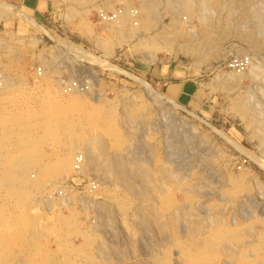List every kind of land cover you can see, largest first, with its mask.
<instances>
[{"label": "rangeland", "instance_id": "obj_1", "mask_svg": "<svg viewBox=\"0 0 264 264\" xmlns=\"http://www.w3.org/2000/svg\"><path fill=\"white\" fill-rule=\"evenodd\" d=\"M138 1L0 0V71L13 80L8 91H0V264H242L245 260L247 264H264V0H219L220 4L209 0L205 11L212 32L210 42L201 33L198 0H192L191 11L179 8L176 0H158L157 10L137 23L143 4ZM120 7L136 10V23L132 16L133 21L129 19L118 28L98 15L99 10ZM248 32L255 33L256 44L247 39ZM148 55L153 59H147ZM240 55L253 57L261 72H244L235 80H226V74L235 73L227 67L228 59ZM46 61L49 64L45 65ZM38 68H42L40 74ZM44 76L58 84L57 89L62 88L61 80L74 77L87 79L92 86L96 82L92 89L103 101L100 106L82 102L61 114L48 103L53 97L46 91ZM149 90L155 97L147 94ZM241 99L248 102L247 109ZM242 106L245 112L240 110ZM51 123L58 128L53 129H60L56 134L64 144L72 137L81 144L84 138L100 135L110 153L121 149L114 142L117 138L107 131L112 126L122 134L120 139L124 137L126 145L134 148L135 157L151 161L153 169L141 184L152 182L155 192L140 199L119 178H102L97 173L100 186H107L106 194L95 195L97 207L77 203L69 210L56 205L57 201L49 208L43 198L50 187L72 173L44 181L31 198L11 189L37 182L40 163L51 164L55 159L58 144L55 137L47 139L45 134L52 129L48 126L45 130ZM82 123L88 124L87 128ZM95 125L105 129L97 131ZM28 126L32 135L18 133ZM34 138L38 161L43 158L39 166L38 161L29 164L24 159L28 153L25 147L30 142L36 144ZM22 170L26 180L10 178ZM1 178L11 181L2 182ZM165 196L172 197L167 205L161 199ZM146 242H151L150 246ZM226 249L238 254L230 255Z\"/></svg>", "mask_w": 264, "mask_h": 264}, {"label": "bare ground", "instance_id": "obj_2", "mask_svg": "<svg viewBox=\"0 0 264 264\" xmlns=\"http://www.w3.org/2000/svg\"><path fill=\"white\" fill-rule=\"evenodd\" d=\"M143 1V4L142 3H140V6H141V4H142V7L140 8V10L142 11L143 10V12L140 14V12H139V10H137V12H139V14L137 15V23L138 22H140V21H138V19L140 18V19H144V18H146L150 13H152V12H155L154 10H157V1L158 0H142ZM197 1V0H196ZM208 1L209 0H198V8H200V9H197V10H202L201 11V13H200V11L198 12L197 11V13L196 14H199V19L202 21V23H203V27H202V31H201V33L203 34V38L205 39V40H211V33H210V28L208 27V25H209V21H208V14H207V12L205 11L206 9H208V6H207V3H208ZM214 1V0H213ZM137 2H139L138 0H137ZM176 2L178 3V6H180L179 8H182L183 10H185V11H187V10H193L192 9V7H193V5H195V3L192 1V0H176ZM220 2L221 1H219V0H217V4H220ZM224 3V2H223ZM4 4V3H3ZM225 4V3H224ZM106 5V4H105ZM4 6V5H3ZM201 6V7H200ZM6 7V6H5ZM106 7V6H105ZM223 7V6H222ZM218 8V7H217ZM219 8H221V7H219ZM138 9V8H137ZM173 9V8H172ZM231 9V8H230ZM132 9H130L129 7H126V10H124L123 12H122V14H119L118 15V17L116 18V19H114V20H110V21H105V22H108V24H110L111 26H115V27H122V26H124V25H126V22L132 17V16H134V11H131ZM136 11V10H135ZM172 11V10H171ZM189 11V12H190ZM217 12V11H216ZM18 13H21L20 11H18ZM188 13V12H187ZM22 14V13H21ZM190 14V13H189ZM214 14V13H213ZM23 15H25V14H23ZM192 15H193V13H192ZM195 16V15H194ZM197 16V15H196ZM135 17L136 16H134V19L133 20H135ZM176 17V16H175ZM229 17H231V16H229ZM229 19V18H228ZM131 21H133L132 19H130ZM217 20V19H216ZM142 22V21H141ZM211 22H212V20H211ZM125 23V24H124ZM134 23V22H133ZM135 23H136V20H135ZM135 25V24H134ZM142 25V24H141ZM130 26V25H129ZM176 26V25H175ZM180 26V25H179ZM217 26V25H216ZM232 26V25H231ZM86 27H87V25H86ZM131 27H133V26H131ZM130 27V28H131ZM191 27H194V26H191ZM237 27V26H236ZM88 28V27H87ZM114 28V27H113ZM117 28V29H118ZM195 28V27H194ZM133 29V28H132ZM200 29V28H199ZM235 29V28H234ZM192 31H193V29H191ZM226 30V29H225ZM186 31V30H185ZM192 31H191V33H192ZM196 31H197V29H196ZM198 31H200V30H198ZM197 31V32H198ZM184 32V31H183ZM189 33H190V30H189ZM188 33V34H189ZM193 33H196V32H193ZM221 33V32H220ZM186 34H187V32H186ZM246 34V33H245ZM255 34V33H254ZM254 34H252V33H250V32H248L247 34H246V37H247V39H249L250 41H251V43H253V44H256L255 43V41H256V36H254ZM165 35V34H164ZM185 35V34H184ZM189 35H192V34H189ZM197 35V34H196ZM195 35V36H196ZM201 35V34H200ZM160 36V35H159ZM186 36V35H185ZM190 37H193V35L192 36H190ZM163 38V37H162ZM170 39H172V38H170ZM198 40H200V39H198ZM203 39H201V41H202ZM255 40V41H254ZM139 41H141V40H139ZM213 41V40H212ZM198 42V41H197ZM196 42V43H197ZM203 42V41H202ZM204 42H206V41H204ZM210 42V41H209ZM142 43V42H141ZM184 43V42H183ZM201 43V42H200ZM199 42H198V44H200ZM207 43V42H206ZM167 45V44H166ZM204 45V44H203ZM193 46V45H192ZM157 48V47H156ZM160 48V47H159ZM219 50V49H218ZM220 52V51H219ZM217 53V52H216ZM215 53V54H216ZM218 55H219V53H218ZM146 56V55H145ZM151 56V55H150ZM151 58H152V56L151 57H149V55H148V57H147V59H149V60H151ZM47 59V58H46ZM153 59V58H152ZM250 60H251V63H250V67L245 71V72H249L250 73V75H251V73L252 74H254V73H256L260 68V66L257 64L256 65V62H255V59L252 57V58H250ZM257 60V59H256ZM45 61V60H44ZM258 63V62H257ZM47 64H49V62H45V65H47ZM114 66V65H113ZM259 66V67H258ZM2 72V71H1ZM47 72L48 71H46L45 73L47 74ZM233 72V71H232ZM260 72H261V69H260ZM264 72V71H263ZM94 73H96V72H94ZM91 74V73H90ZM93 74V73H92ZM91 74V75H92ZM97 74V73H96ZM246 74H248V73H246ZM95 74H93V76H94ZM241 75H244V72L243 73H237V72H235V73H229V74H226V80L228 79V80H235L237 77H239V76H241ZM3 76H4V80H3V85L0 87V91L2 92V91H4V92H6L5 90H7V89H9V87H11V86H13L12 85V81L10 80V78H8V76L6 77L4 74H3ZM225 76V75H224ZM96 78V77H95ZM51 78H49V76L47 77V76H44L43 77V82H45L44 84H46L47 85V90L46 91H48V94L50 95V96H52L53 98V102H48L49 103V105H52L53 107H56L57 108V110H58V112L60 111V113L61 114H63V113H67L71 108H74V107H77L80 103H82V102H87L88 104H90V101H92V102H96V103H94V105H99L98 103L103 99L102 98V96H101V94H99V93H97L96 91H95V89H92V88H96L95 86H96V82L95 83H93V86L91 87L90 86V88H89V90H87V91H81V90H75V91H73V92H70V93H66V95L64 94V91L62 90V88H60V87H58V89L57 88H55L56 87V85H58V84H53V83H51V80H50ZM94 80V79H93ZM92 80V81H93ZM62 81V80H61ZM60 81V82H61ZM96 81V80H95ZM225 81V80H224ZM59 83V82H58ZM95 84V85H94ZM229 84V83H228ZM98 85V84H97ZM59 86V85H58ZM230 86V85H229ZM98 90V89H97ZM8 91V90H7ZM46 91H45V93H46ZM146 91V90H145ZM99 92V91H98ZM153 92V91H152ZM59 93H60V95H59ZM149 93H151V90H149L148 91V93L147 94H149ZM5 94V93H4ZM7 94V93H6ZM153 94H155L154 92L153 93H151L150 94V96H152V97H155ZM159 95V94H158ZM49 96V97H50ZM244 96H246L247 97V95H244ZM2 97V96H1ZM44 97H46V96H44ZM248 97H249V95H248ZM3 98V97H2ZM42 98V97H41ZM51 98V97H50ZM244 98V97H243ZM51 99V100H52ZM108 99V98H107ZM49 100V99H48ZM109 100V99H108ZM247 100V99H246ZM42 101V100H41ZM103 101V100H102ZM101 101V102H102ZM238 101V100H237ZM241 101H242V99H241ZM239 102V101H238ZM243 102V103H242ZM241 103L244 105V107H245V109H247L246 108V106L248 105V104H246V102L247 101H242ZM44 103V102H43ZM248 103V102H247ZM42 104V103H41ZM236 104V103H235ZM257 104V103H256ZM31 105V104H30ZM102 105V104H101ZM84 106V105H83ZM100 106V105H99ZM98 106V107H99ZM28 107V106H27ZM236 107V106H235ZM41 108H42V106H41ZM92 108H93V106H92ZM96 108V107H95ZM102 108V107H101ZM237 108V107H236ZM90 109V108H89ZM89 109H87V110H89ZM94 109V108H93ZM128 109V108H127ZM262 109V108H261ZM91 110V109H90ZM107 110V109H106ZM111 109H109V111H110ZM113 110V109H112ZM131 110V109H130ZM240 110H243V112H245L244 111V108H243V106H242V109H240ZM73 111V110H72ZM82 111V110H81ZM96 112H98L97 110H95ZM75 112V111H74ZM92 112V111H91ZM256 112V111H255ZM31 113V112H30ZM94 114H95V112H93ZM93 113H91L92 115V117H94L93 116ZM111 113V112H110ZM131 113V112H130ZM240 113H241V111H240ZM248 113V112H247ZM251 113H252V111H251ZM254 113V112H253ZM12 114H14V113H12ZM73 114V113H72ZM80 114V113H79ZM109 114V113H108ZM126 114H127V112H126ZM241 114H243V116H244V114L245 113H241ZM27 115V114H26ZM68 115H70L71 116V114H68ZM75 115V114H74ZM78 115V114H77ZM81 115V114H80ZM78 116L80 119H82L81 118V116ZM84 115H85V113H84ZM124 115H125V113H124ZM245 115H247L248 116V114H245ZM253 116V114H250V117H252ZM14 116V115H13ZM13 116H10V117H12L13 118ZM83 116V115H82ZM88 116V115H87ZM109 116V115H108ZM117 116V115H116ZM127 116V115H126ZM129 116H131L130 114H129ZM128 116V117H129ZM61 117V116H60ZM59 117V118H60ZM85 117H86V115H85ZM89 118H90V120H91V117L90 116H88ZM100 117H101V115H100ZM254 117V116H253ZM29 118V117H28ZM31 118V117H30ZM39 118V117H38ZM38 118H36V119H38ZM68 118V117H67ZM70 118V117H69ZM72 118V117H71ZM77 118V117H76ZM87 118V117H86ZM88 118V119H89ZM94 118H97L98 119V117H94ZM132 118V117H131ZM248 118V117H247ZM9 119V118H8ZM54 119V118H53ZM61 119V118H60ZM74 119V118H73ZM73 119H71V120H73ZM88 119H87V121H88ZM116 119V118H115ZM124 119V118H123ZM129 119V118H128ZM21 120V119H20ZM92 120H93V118H92ZM134 120V119H133ZM132 120V121H133ZM11 121V120H10ZM13 121V120H12ZM15 121V120H14ZM13 121V122H14ZM77 121V120H76ZM86 121V120H85ZM84 121V122H85ZM97 121V120H96ZM100 121H102V120H100ZM126 121H127V119H126ZM261 122H262V119L260 120ZM264 121V120H263ZM22 122H24V121H22ZM40 122V121H39ZM59 120L56 122V124H58V126H60L59 125ZM79 122V121H78ZM131 122V121H130ZM253 122V121H252ZM254 122H258L259 123V121H254ZM21 123V122H20ZM53 123H55V122H53ZM64 123V122H63ZM67 123H69V120L67 121ZM66 123V124H67ZM75 123H77V122H75ZM89 124H90V122H88ZM97 123V122H96ZM102 123H103V121H102ZM101 123V124H102ZM105 123V122H104ZM127 123V122H126ZM13 124V123H12ZM16 124H17V122H16ZM23 124V123H22ZM21 124V125H22ZM36 124V123H35ZM70 124V123H69ZM79 124H81V123H79ZM83 124V123H82ZM99 124V123H98ZM262 124H264V122L262 123ZM11 125V124H10ZM72 126H73V124H71ZM77 125H78V123H77ZM84 125V124H83ZM83 125H81V126H83ZM88 124H86V126H87ZM91 125V124H90ZM104 125V124H103ZM102 125V126H103ZM253 125V124H252ZM25 126V125H24ZM30 126H31V124H30ZM42 126H43V124H42ZM48 126H50L52 129L51 130H47V127ZM63 126V125H62ZM85 126V125H84ZM85 126V127H86ZM96 126V125H95ZM101 126V125H100ZM99 126V127H100ZM109 126H111V124L109 125ZM11 127L13 128H15V126H12L11 125ZM10 126H8V129H10L11 128ZM44 127V126H43ZM53 127H54V124H53ZM53 127H52V123L51 124H49V125H47L45 128V130H47V132H45V134L46 135H48V137H47V139L49 138V137H55V142L54 143H56V144H58V145H56V144H54V145H56V146H58V148L56 147V149H55V151H56V153H55V159L52 161V163L51 164H49L51 161H47V162H49V163H46V162H44V164H42V163H40L41 165H40V168L41 169H39V172H40V174H39V180L37 181V182H35V183H33V184H31V183H24V184H22V186H17V187H13V188H11V189H15L17 192H19L20 194H22L23 196H25V198L26 197H28V198H31L33 195H34V192H35V189L36 188H39V187H41V186H43V182L44 181H48L49 179H51V178H54L55 176L57 177V175L58 176H60V175H62V174H70V173H72V177H73V173H74V167H73V164H74V157H75V154L79 151V150H77V149H81L80 151H82V152H84V154H85V169H86V172L87 173H92V174H96L97 175V173L99 174V176L100 177H102V178H104V177H111L110 175H112V176H114V177H116V178H119L118 180L120 181V182H122L123 184L122 185H126L128 188L127 189H131V190H134L137 194H138V196H139V198L141 199L143 196H145V197H147L146 195H147V193H153V192H155V187L153 186V183L152 182H148V183H145V184H141V182H143V180H147L148 178H146V179H144V177L146 176H148V172L151 170V168L153 169V167L151 166V164L152 163H150L151 161H148L149 159H147V161L146 160H144L143 158H142V156H140V158L139 157H135L134 155L135 154H133V151H134V148H132L130 145L129 146H127L126 145V142H127V140H123V138L122 139H120L121 138V136L120 135H122V134H120L116 129H114L112 126L111 127H108L109 128V130H107V131H110L113 135H112V137L114 138V137H116L117 138V141H114L115 143H117V144H119V148H121V149H119V151H117V152H109V151H106L105 149V147L107 146V145H105L104 146V141H103V143H102V141H101V138L98 136V138H92V139H89L88 140V138L86 139V138H84V140H83V142H81V144H79V142L76 140V138L74 139L73 137H72V139H74V140H72L71 139V141H69L68 143H65L64 144V142H61V140H59L58 139V134H56V132L57 131H59V130H57L58 128H57V126L55 125V127L57 128V129H53ZM54 127V128H55ZM64 127V126H63ZM91 127V126H90ZM105 127V126H104ZM17 128V127H16ZM15 128V129H16ZM39 128V127H38ZM37 128V129H38ZM41 129H42V127H40ZM39 128V129H40ZM62 128V127H61ZM73 128L75 129L76 128V125H75V127L73 126ZM78 128V127H77ZM87 128V127H86ZM92 128H94V127H92ZM96 129L98 128L97 126L95 127ZM121 128V127H120ZM261 128H263V130H264V126L263 127H261ZM40 129V130H41ZM44 129V128H43ZM71 129V128H70ZM79 129V128H78ZM98 129H102V128H98ZM98 129H97V131H98ZM105 129V128H104ZM104 129H102V132H103V130ZM18 130V129H17ZM35 130H36V128H35ZM45 130H43V131H45ZM57 130V131H56ZM64 130H65V127H64ZM88 130H90V129H88ZM88 130L87 131H85V132H88ZM9 131V130H8ZM15 131V130H14ZM67 131V130H66ZM76 131H78V130H76ZM75 131V132H76ZM80 131V130H79ZM96 131V130H95ZM194 131V130H193ZM260 131V130H259ZM13 132V131H12ZM11 132V133H12ZM17 132V131H16ZM24 132H26V134L28 133L29 135L28 136H30V135H32L31 134V128L28 126L26 129H24V131H18V133H24ZM35 133V131H32V133ZM81 132H82V129H81ZM37 133V132H36ZM66 133V132H65ZM89 133V132H88ZM93 133V132H92ZM95 133V132H94ZM94 133H93V135H94ZM98 133V132H97ZM104 133H106V131L104 132ZM257 133V132H256ZM262 133V132H261ZM43 134H44V132H43ZM107 134H108V132H107ZM258 134H260L259 132H258ZM37 135H39L40 136V133L38 134L37 133ZM42 135V134H41ZM109 135V134H108ZM111 135V134H110ZM262 135V138L261 139H264V132H263V134H261ZM70 136H71V134H70ZM79 136H82V135H79ZM86 136V135H85ZM90 136H92V135H90ZM106 136V135H105ZM36 137V136H35ZM41 137V136H40ZM40 137H37V139L39 140V138ZM43 137V136H42ZM78 137V136H77ZM89 137V136H88ZM97 137V136H96ZM25 138V137H24ZM44 138V137H43ZM46 138V137H45ZM62 138V137H61ZM71 138V137H70ZM91 138V137H90ZM108 138H109V136H108ZM111 138V137H110ZM113 138H112V140H113ZM260 138V137H259ZM81 139V138H80ZM103 139V138H102ZM105 139H107V138H105ZM26 140H27V136H26ZM44 140H46V139H44ZM44 140L43 141H41V143L42 142H44ZM116 140V139H115ZM166 140V139H165ZM28 141V140H27ZM30 141V140H29ZM31 141H32V139H31ZM54 141V140H53ZM63 141V140H62ZM107 141H109L108 139H107ZM167 141V140H166ZM261 141H263V140H261ZM33 142H35L36 143V138H34V140H33ZM38 142V141H37ZM67 142V141H66ZM110 142V141H109ZM114 142H111L110 144H112V143H114ZM129 142V141H128ZM131 143L133 142V141H130ZM29 143V142H28ZM32 142H30L29 143V145L27 146V147H25V149L28 151V153H27V155L25 156V163H29V164H34V161L35 162H37L38 161V154H37V148H38V144L36 143L35 144V146L34 145H32L31 144ZM40 143V142H39ZM63 143V144H62ZM114 143V144H115ZM121 143H123L122 144V146H121ZM124 143H125V145H124ZM43 144V143H42ZM51 144H52V142H51ZM117 144H115V145H113V146H115V147H117ZM41 146V145H40ZM109 146H111V145H109ZM132 146H133V144H132ZM36 148V149H35ZM110 148H112V147H110ZM36 151H35V150ZM111 151V150H110ZM170 153V152H169ZM172 154V153H171ZM135 158H134V157ZM151 156V155H150ZM42 157L40 156V160L38 161V166H39V162L42 160L43 161V158L41 159ZM168 158V157H167ZM23 159V160H24ZM143 159V160H142ZM22 161V160H21ZM170 162V161H169ZM168 162V163H169ZM20 163V161L18 162V164ZM167 163V162H166ZM15 165H17V164H15ZM28 165V164H27ZM170 166V165H169ZM172 167V166H171ZM29 168V167H28ZM175 168V167H174ZM174 168H172V169H174ZM156 170V169H155ZM155 170H153V172H156ZM165 171V170H164ZM173 171V170H172ZM17 172V171H16ZM21 173H12L11 174V176H10V178L11 179H13V180H23V179H25L26 180V177L25 176H23L22 174H24V170H22V171H20ZM152 172V171H151ZM168 172V171H167ZM175 172H177V171H175ZM174 173V172H173ZM153 174V173H152ZM156 174V173H155ZM164 174H165V172H164ZM176 174V173H175ZM230 174V173H229ZM8 175V174H7ZM16 175V176H15ZM170 175H172L173 176V174H170ZM5 176V175H4ZM171 176V177H172ZM175 176V175H174ZM173 176V177H174ZM231 176V175H230ZM229 176V177H230ZM233 176V175H232ZM6 177V176H5ZM36 177V176H35ZM150 177V176H149ZM171 177H168L170 180H171ZM172 177V178H173ZM178 177H180V176H178ZM237 177V176H236ZM38 178V177H37ZM5 178H1V181L3 182V180H4ZM150 179V178H149ZM174 180L176 179V177L175 178H173ZM181 179H183L182 177H181ZM184 179H185V177H184ZM189 179V178H188ZM6 181H11V180H7V179H5ZM4 180V182H6ZM106 180V179H105ZM112 180V179H111ZM153 180V179H152ZM186 180V179H185ZM234 179H233V177H232V181H233ZM238 180H240V179H238L237 178V180H235L234 182H235V184H236V182H238ZM107 181H109V180H107ZM117 180H115L114 182H116ZM134 181L136 182L135 183V185H136V187L134 186ZM183 181V180H182ZM190 181V180H189ZM62 182V181H61ZM60 182V183H61ZM112 182V181H111ZM175 182V181H174ZM187 182V181H186ZM205 182V181H204ZM233 182V183H234ZM12 182H10V184H11ZM13 183H15V182H13ZM17 184L19 183V182H16ZM106 183V182H105ZM119 183V182H118ZM173 183V182H172ZM239 183V182H238ZM9 184V185H10ZM100 184H101V182L99 183V185H98V187H97V190L95 191H93L92 193H91V196H93V198L91 199V200H89V201H85V200H81V201H79V202H76V203H74V204H72V203H70V204H68V205H66L64 208H69V210L71 209V208H73L74 206H75V204H80L81 203V205H83V204H92V205H94V206H96L97 207V204H98V199H96L97 197H95V195L97 194V193H100V194H102L105 190H104V188L105 187H107V186H105V185H101L100 186ZM112 184V183H111ZM121 184V183H120ZM169 184H171L170 182H169ZM242 184V183H241ZM12 185V184H11ZM14 185V184H13ZM12 185V186H13ZM113 185V184H112ZM116 185V184H115ZM174 185V184H173ZM202 185V184H201ZM50 186V185H49ZM60 186V185H59ZM58 186V184H56V185H53L52 187H50L48 190L50 191V190H54V189H56V188H58L59 187ZM111 186V185H110ZM110 186H109V188H110ZM117 186V185H116ZM180 186V185H179ZM197 186H199V185H197ZM243 186V185H242ZM148 187V188H147ZM161 187V186H160ZM172 187V186H171ZM192 187V186H191ZM239 187V186H238ZM175 188H176V185H175ZM189 188V187H188ZM196 188V187H195ZM194 188V189H195ZM198 188V187H197ZM234 188V187H233ZM236 188V187H235ZM107 189V188H106ZM182 189H183V187H182ZM165 190V189H164ZM163 190V191H164ZM234 190V189H233ZM13 191V190H12ZM16 191H14L15 193H16ZM114 191V190H113ZM185 192L187 191L186 189L184 190ZM189 191V190H188ZM188 191H187V193H188ZM191 191H192V189H191ZM239 190H237V191H235V192H238ZM106 192V191H105ZM104 192V193H105ZM112 192V191H111ZM158 192V191H157ZM107 193H110V190H108L107 191ZM189 193H191V192H189ZM106 194V193H105ZM164 194V193H163ZM173 194H174V192H173ZM19 195V194H18ZM113 195H114V193H113ZM155 195V194H154ZM184 195V194H183ZM162 196V195H161ZM171 196V195H170ZM173 196V195H172ZM181 196V195H180ZM187 196V195H186ZM75 197V196H74ZM116 196H114V198H115ZM163 197V196H162ZM170 198H172V197H169V198H167L166 196H165V198H161V199H163V203H164V205H167L168 204V202H169V199ZM188 198H189V196H188ZM33 199V198H32ZM43 199H45L46 200V202H44L43 200H42V202H44L43 204H45L47 207H52V205L54 206V202L53 201H49V200H47L45 197L43 198ZM75 199V198H74ZM105 199V198H104ZM113 199V198H112ZM118 199V198H117ZM140 199H139V201H140ZM144 199V198H143ZM193 199V198H192ZM111 200V199H110ZM121 200V199H120ZM148 200V199H147ZM194 200V199H193ZM41 200L39 199V202H40ZM113 201H115V202H117V200H113ZM118 201H119V199H118ZM160 201V200H159ZM170 201H172V200H170ZM191 201V200H190ZM121 202V204L123 203L122 201H120ZM120 202H119V204H120ZM131 202V201H130ZM161 202V203H162ZM51 203H53V204H51ZM59 203H62V200H59ZM59 203H56V205L57 204H59ZM105 203V202H104ZM152 203H153V201H152ZM173 203H174V201H173ZM118 204V205H119ZM124 204V203H123ZM126 204V203H125ZM142 204H143V201H142ZM171 204V203H170ZM196 204V203H195ZM127 205V204H126ZM132 205V204H131ZM145 205H147V203H145ZM153 205V204H152ZM162 205V204H161ZM177 205H178V203H177ZM189 205V204H188ZM61 206V205H60ZM73 206V207H72ZM122 206V205H121ZM120 206V207H121ZM128 206V205H127ZM150 206V205H149ZM153 206H155V205H153ZM168 206H170V205H168ZM167 206V207H168ZM179 206V205H178ZM182 206V205H181ZM119 207V208H120ZM123 207H124V205H123ZM122 207V208H123ZM146 207H148V206H146ZM160 207V206H159ZM187 207V206H186ZM105 208V207H104ZM122 208H120V209H122ZM126 208H128V207H126ZM154 207H152V209H153ZM162 208V207H161ZM124 209H125V207H124ZM165 209H166V206H165ZM169 209V208H168ZM177 209H179V208H177ZM72 210V209H71ZM102 210V209H101ZM112 210V209H111ZM123 210V209H122ZM126 210V209H125ZM154 210V209H153ZM152 210V211H153ZM108 211H110V210H108ZM121 211V210H120ZM119 211V212H120ZM127 211V210H126ZM150 211H151V208H150ZM149 211V212H150ZM161 211V210H160ZM176 211V210H175ZM71 212V211H70ZM140 212V211H139ZM161 212H163V211H161ZM174 212V211H173ZM177 212V211H176ZM190 212V211H189ZM72 213H73V211H72ZM71 213V214H72ZM109 213V212H108ZM111 213V212H110ZM158 213V212H157ZM188 213V212H187ZM101 214V213H100ZM113 214V213H112ZM124 214V213H123ZM122 214V215H123ZM127 214V213H126ZM140 214H142V213H140ZM144 214H146V213H144ZM99 215V214H98ZM105 215V214H104ZM147 215V214H146ZM147 216H149V215H147ZM190 216V215H189ZM192 216V215H191ZM190 216V217H191ZM101 217V216H100ZM102 217H104V216H102ZM101 217V218H102ZM123 217V216H122ZM124 217H125V214H124ZM123 217V218H124ZM134 217H136V216H134ZM138 217V216H137ZM173 217V216H172ZM198 217V216H197ZM122 218V219H123ZM152 218V217H151ZM215 218V217H214ZM96 219H98L99 220V216H98V218H96ZM142 219V218H141ZM144 219V218H143ZM190 219V218H189ZM192 219L193 220H195L194 219V217H192ZM197 219V218H196ZM98 220H95V221H98ZM102 220H103V218H102ZM124 220H126V219H124ZM139 220V219H138ZM207 220V219H206ZM215 220V219H214ZM217 220V219H216ZM146 221V220H145ZM191 221V220H190ZM200 221V220H199ZM104 222H107V221H105L104 220ZM176 222H178V221H176ZM195 222V221H194ZM198 222V221H197ZM97 223H99V221L97 222ZM139 223V222H138ZM170 223V222H169ZM200 224H201V221L199 222ZM223 223V222H222ZM131 224V223H130ZM202 224H204V223H202ZM124 225V224H123ZM199 225V224H198ZM129 226V225H128ZM142 226V225H141ZM165 227H168L167 226V224H166V226ZM199 227H201V226H199ZM173 228V227H172ZM192 228V227H191ZM195 228V227H194ZM125 229H128V228H125ZM135 229V228H134ZM188 229V228H187ZM196 229V228H195ZM201 229V228H200ZM132 230H133V228H132ZM131 230V231H132ZM177 230H179V229H177ZM202 230V229H201ZM218 230V229H217ZM180 231V230H179ZM194 231V230H193ZM199 231V230H198ZM216 231V230H215ZM219 231V230H218ZM233 231V230H232ZM237 231V230H236ZM186 232V231H185ZM187 232H188V230H187ZM213 232V231H212ZM229 232V231H228ZM135 233H137L136 231H135ZM147 233V232H146ZM180 233V232H179ZM211 233V232H210ZM218 233H220V232H218ZM217 233V234H218ZM225 233V232H224ZM129 234V233H128ZM134 234V233H133ZM209 234V233H208ZM215 234H216V232H215ZM135 235V234H134ZM149 235V234H148ZM214 235V234H213ZM220 235V234H219ZM222 235V234H221ZM220 235V236H221ZM220 236H219V238H220ZM207 237H209V236H207ZM211 237V236H210ZM209 237V238H210ZM222 237V236H221ZM225 237V236H224ZM227 237V236H226ZM226 237H225V239H226ZM230 237V236H229ZM215 238V237H214ZM261 238V237H260ZM154 239V238H153ZM160 239V238H159ZM205 239V238H204ZM222 239V238H221ZM140 240V239H139ZM210 240V239H209ZM217 240V239H216ZM232 240V239H231ZM115 241V240H114ZM172 241V240H171ZM176 241H179V239L178 240H176ZM176 241H175V243H176ZM181 241V240H180ZM183 241V240H182ZM236 241H238V240H236ZM212 242V241H211ZM210 242V243H211ZM213 242H214V240H213ZM212 242V243H213ZM100 243V242H99ZM147 243V242H146ZM151 243V242H150ZM150 243H147V244H149V246H150ZM179 243V242H178ZM185 243H187V242H185ZM207 242H205V244H206ZM215 243V242H214ZM219 243V242H218ZM155 244V243H154ZM264 244V243H263ZM179 245V244H178ZM194 245V244H193ZM225 245V244H224ZM223 245V246H224ZM227 245V244H226ZM225 245V246H226ZM230 245V244H229ZM154 246V245H153ZM152 246V247H153ZM176 244H175V248H176ZM185 246H187V245H185ZM190 246V245H189ZM204 246V245H203ZM261 246V245H260ZM188 247V246H187ZM194 247V246H193ZM232 247V246H231ZM246 247H247V245H246ZM258 247H259V245H258ZM98 248V247H97ZM102 248V247H101ZM183 248H184V245H183ZM191 248V247H190ZM189 248V249H190ZM223 248V247H222ZM237 248V247H236ZM107 249V248H106ZM181 250H182V248H180ZM228 249V248H227ZM224 250L226 253H228V254H232V252H234V253H236V255L238 254V252H237V250H235V251H229V250ZM258 249V248H257ZM262 249H264V248H262ZM191 250V249H190ZM194 250V249H193ZM244 250H246L245 248H244ZM115 251V250H114ZM203 251V250H202ZM241 251H243V249H241ZM254 251V250H253ZM257 251H259V249L257 250ZM194 251H190L189 253H193ZM201 252V251H200ZM223 252V251H222ZM203 253V252H202ZM11 254V253H10ZM113 254V253H112ZM197 254V253H196ZM195 254V255H196ZM240 254V253H239ZM189 255V254H188ZM199 255H200V253H199ZM201 255H203V254H201ZM229 255V256H230ZM241 255V254H240ZM257 255V254H256ZM182 256H183V254H182ZM187 256V255H186ZM258 256V255H257ZM185 256H183V258H184ZM195 257V256H194ZM193 257V258H194ZM250 257V256H249ZM259 257V256H258ZM262 257V256H261ZM188 258H190V257H188ZM196 258V257H195ZM200 258V257H199ZM230 257H228V259H229ZM252 258V257H251ZM169 259V258H168ZM176 259V258H175ZM162 260V259H161ZM231 260V259H230ZM234 260V259H233ZM247 260H249V259H247ZM254 259H252V261H253ZM263 260V259H262ZM214 261V260H213ZM228 261V260H227ZM255 261V260H254ZM240 262V261H239ZM241 262H242V260H241ZM240 262V263H241ZM165 263H166V261H165ZM238 263V262H237ZM158 264V263H157ZM242 264H247V261L245 260V261H243V263Z\"/></svg>", "mask_w": 264, "mask_h": 264}, {"label": "built area", "instance_id": "obj_3", "mask_svg": "<svg viewBox=\"0 0 264 264\" xmlns=\"http://www.w3.org/2000/svg\"><path fill=\"white\" fill-rule=\"evenodd\" d=\"M124 10L122 7L117 8L115 11H104L99 10L98 15L103 21L114 20L119 14H122ZM134 11L135 10H131ZM227 67L237 73H243L249 67L251 60L248 55L233 56L228 59ZM39 74L42 72V68H38ZM4 76L0 71V87L3 85ZM90 82L87 79L80 77H74L68 81L62 80V90L65 93H70L75 90L87 91L90 88ZM74 173L73 177L63 180L54 190H50L45 195L46 199L49 201L62 200L59 203L62 206H66L70 203L74 204L81 200L89 201L93 198L91 193L97 190L100 180L97 175L86 172L85 169V154L82 151H78L74 157ZM75 196V197H74ZM75 198V199H74Z\"/></svg>", "mask_w": 264, "mask_h": 264}]
</instances>
